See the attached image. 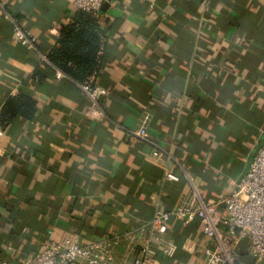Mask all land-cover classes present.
Returning a JSON list of instances; mask_svg holds the SVG:
<instances>
[{
    "label": "crops",
    "instance_id": "1",
    "mask_svg": "<svg viewBox=\"0 0 264 264\" xmlns=\"http://www.w3.org/2000/svg\"><path fill=\"white\" fill-rule=\"evenodd\" d=\"M6 1L47 59L0 10V111L19 94L37 103L3 128L0 263L34 258L53 232L117 235L115 264H132L156 208L217 202L249 171L264 144V0H106L95 11L108 37L96 107L48 58L74 5ZM146 117L148 137L132 134ZM167 238L173 250L155 264H206L212 241L198 220L172 222ZM237 251L240 264H264L246 240Z\"/></svg>",
    "mask_w": 264,
    "mask_h": 264
},
{
    "label": "built area",
    "instance_id": "2",
    "mask_svg": "<svg viewBox=\"0 0 264 264\" xmlns=\"http://www.w3.org/2000/svg\"><path fill=\"white\" fill-rule=\"evenodd\" d=\"M76 9L98 11L106 0H69ZM7 1L0 0V10L6 19L13 23L15 38L28 50L37 51L41 58L47 59L38 51V37L31 30L21 25L7 10ZM63 72L58 70L57 77ZM87 94L92 107L98 105L102 95L100 86L80 84ZM148 118H144L142 126L132 131L141 138H147ZM4 130L0 127V143ZM159 155V151L154 152ZM224 206V209H220ZM198 220L202 225V233L212 241L205 249L206 264H240L237 245L246 240L248 251L256 259L264 258V144L255 155L249 171L237 182L236 187L217 202L203 201L200 204H179L171 210L156 208L153 216L141 228L142 236L137 244L131 245L134 251L132 264H155L153 261L157 251L168 255L173 250V243L167 238L170 224L175 221L191 223ZM43 245L42 250L34 258L0 264H115L114 249L121 244L119 236L107 239H93L83 242L79 236L52 238ZM125 239L134 243L133 235Z\"/></svg>",
    "mask_w": 264,
    "mask_h": 264
},
{
    "label": "trees",
    "instance_id": "3",
    "mask_svg": "<svg viewBox=\"0 0 264 264\" xmlns=\"http://www.w3.org/2000/svg\"><path fill=\"white\" fill-rule=\"evenodd\" d=\"M108 37L95 11L77 9L73 20L61 30L49 60L79 84L94 85L104 64V50ZM37 112L32 97L19 94L9 98L0 111V127L11 122L18 114L31 119Z\"/></svg>",
    "mask_w": 264,
    "mask_h": 264
},
{
    "label": "water",
    "instance_id": "4",
    "mask_svg": "<svg viewBox=\"0 0 264 264\" xmlns=\"http://www.w3.org/2000/svg\"><path fill=\"white\" fill-rule=\"evenodd\" d=\"M104 8H105V5L103 4V6L100 8L101 10H104Z\"/></svg>",
    "mask_w": 264,
    "mask_h": 264
}]
</instances>
